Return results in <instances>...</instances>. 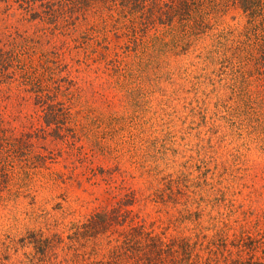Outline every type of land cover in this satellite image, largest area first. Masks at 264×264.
I'll return each instance as SVG.
<instances>
[{"label":"rangeland","instance_id":"obj_1","mask_svg":"<svg viewBox=\"0 0 264 264\" xmlns=\"http://www.w3.org/2000/svg\"><path fill=\"white\" fill-rule=\"evenodd\" d=\"M220 22L245 24L235 10ZM193 56L144 65L129 88L113 74L108 101L89 94L75 108L72 132L63 130L75 146L60 143L55 162L16 176L20 195L0 207V264H113V228L76 227L123 204L149 231L193 240L203 232L223 242L216 250L264 263L263 136L233 116L229 100L238 96L211 93Z\"/></svg>","mask_w":264,"mask_h":264},{"label":"trees","instance_id":"obj_2","mask_svg":"<svg viewBox=\"0 0 264 264\" xmlns=\"http://www.w3.org/2000/svg\"><path fill=\"white\" fill-rule=\"evenodd\" d=\"M232 10L241 12L242 28L221 25ZM174 53L194 55L211 93L238 96L228 107L263 136L264 150V0H0V207L20 195L16 176L55 162L60 143L75 146L63 130L72 132L73 112L89 94L108 101L113 74L117 87L129 88L144 65ZM127 206L76 227L90 234L113 228V264H264L216 250L223 242L203 232L193 240L149 231ZM35 238L39 249L45 242Z\"/></svg>","mask_w":264,"mask_h":264}]
</instances>
